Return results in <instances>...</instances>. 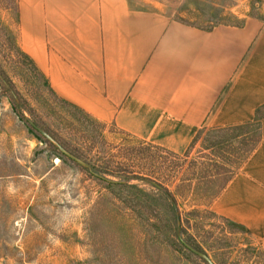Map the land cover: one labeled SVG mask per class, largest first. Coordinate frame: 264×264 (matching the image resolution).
Listing matches in <instances>:
<instances>
[{
    "label": "crops",
    "instance_id": "1",
    "mask_svg": "<svg viewBox=\"0 0 264 264\" xmlns=\"http://www.w3.org/2000/svg\"><path fill=\"white\" fill-rule=\"evenodd\" d=\"M17 4L20 49L52 90L146 143L181 154L201 128L252 121L264 104L258 19L206 28L130 0ZM211 208L264 240V140Z\"/></svg>",
    "mask_w": 264,
    "mask_h": 264
},
{
    "label": "rangeland",
    "instance_id": "2",
    "mask_svg": "<svg viewBox=\"0 0 264 264\" xmlns=\"http://www.w3.org/2000/svg\"><path fill=\"white\" fill-rule=\"evenodd\" d=\"M130 2L201 27L242 24L248 18L264 23V0ZM16 3L0 0V264H97L88 210L102 185L88 170L108 165L117 173L103 175L106 179H127L150 192L155 190L151 183L128 180L125 172L156 171L153 182L175 185L189 176L185 170L201 143L179 156L160 152L62 101L21 52ZM31 123H38L45 134L32 131ZM178 200L182 211L192 208L190 199ZM199 226V234L191 232L209 250H225L226 264H264V240L246 228L211 214ZM214 250L209 254L218 262Z\"/></svg>",
    "mask_w": 264,
    "mask_h": 264
},
{
    "label": "trees",
    "instance_id": "3",
    "mask_svg": "<svg viewBox=\"0 0 264 264\" xmlns=\"http://www.w3.org/2000/svg\"><path fill=\"white\" fill-rule=\"evenodd\" d=\"M16 13L18 22L17 3ZM21 52L36 70L44 75L32 59L22 50ZM48 86L50 87L49 83ZM50 89L59 97L51 87ZM59 98L82 110L64 98ZM37 124L34 123L39 127ZM34 125L31 123L30 129L36 133L40 132ZM199 140H201L200 149L196 156L190 159L185 170L186 173L189 172V176H183L175 185L172 182L163 183L159 180L157 183L153 182L156 171L125 172L128 180L140 179L151 183L155 190L150 192L139 185L126 182L127 179L126 181L106 179L103 175L117 173L108 165L98 167L96 171L88 170L90 176L102 185L98 198L88 210V236L94 262L97 264H226L225 250L220 247L215 250L210 249L214 250V255L220 259L218 262L213 261L209 254L210 250L205 247V240L198 239L191 231L199 234V225H203L206 214L215 215L229 225L245 229L243 225L216 213L211 208V204L264 140V104L257 108L252 121L227 127L201 128L190 147L194 148ZM147 144L160 152L179 156L178 153L162 146L150 142ZM191 150L185 153L187 158ZM170 186H173L174 190H171ZM179 197L190 199L192 208L182 211ZM250 249L253 248L244 250ZM231 264H240V261L236 260Z\"/></svg>",
    "mask_w": 264,
    "mask_h": 264
},
{
    "label": "water",
    "instance_id": "4",
    "mask_svg": "<svg viewBox=\"0 0 264 264\" xmlns=\"http://www.w3.org/2000/svg\"><path fill=\"white\" fill-rule=\"evenodd\" d=\"M33 125H34V123H32ZM34 126H36V125H34ZM36 128H38V130H40L41 132H43L44 133V131L41 129V128H39V127H37L36 126ZM45 134V133H44Z\"/></svg>",
    "mask_w": 264,
    "mask_h": 264
}]
</instances>
